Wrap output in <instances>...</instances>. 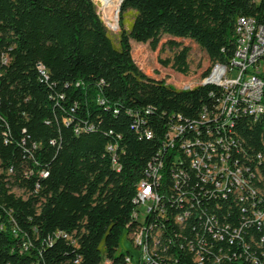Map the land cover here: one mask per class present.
I'll return each instance as SVG.
<instances>
[{
	"label": "trees",
	"instance_id": "obj_1",
	"mask_svg": "<svg viewBox=\"0 0 264 264\" xmlns=\"http://www.w3.org/2000/svg\"><path fill=\"white\" fill-rule=\"evenodd\" d=\"M241 14L264 22V0H123L115 41L94 0H0V264L131 263L120 240L136 219L148 162L164 158L160 186L171 183L169 126L215 108L223 90L210 83L177 88L150 76L131 39L157 48L166 33L192 38L213 64L205 78H213L216 62L221 80ZM166 42L181 47L164 62L187 72L191 46ZM231 134L247 153L236 157L259 169L245 175L262 190V208L264 118L238 117ZM223 156L213 163L222 166ZM175 233L187 236V226L176 225Z\"/></svg>",
	"mask_w": 264,
	"mask_h": 264
},
{
	"label": "built area",
	"instance_id": "obj_2",
	"mask_svg": "<svg viewBox=\"0 0 264 264\" xmlns=\"http://www.w3.org/2000/svg\"><path fill=\"white\" fill-rule=\"evenodd\" d=\"M236 28L240 52L230 59L225 80H217L215 62L213 78L200 83L222 87L215 108L204 106L199 116L171 124L165 134L164 144L176 150L170 156L171 183L160 186L164 158L150 160L145 168L137 218L126 226L138 249V255L126 252L131 264H264V207H257L256 198L262 190L245 175L255 176L259 169L236 157L235 152L247 153L240 139L227 136L238 117L264 118V22L241 14ZM145 133L152 136L150 129ZM217 139L226 141V151H219ZM214 153H223L224 170L214 166ZM178 220L187 226L182 239H175ZM158 230L173 235L175 252H168ZM181 247H188V254H181Z\"/></svg>",
	"mask_w": 264,
	"mask_h": 264
},
{
	"label": "rangeland",
	"instance_id": "obj_3",
	"mask_svg": "<svg viewBox=\"0 0 264 264\" xmlns=\"http://www.w3.org/2000/svg\"><path fill=\"white\" fill-rule=\"evenodd\" d=\"M98 11L108 26L110 33L115 41H118L121 31L119 23V6L121 0H94ZM128 28V26H127ZM170 38L179 40L182 45H190L191 50L188 55L189 70L182 72L175 68L172 63H165L164 60L172 58L180 47L172 46L166 41ZM133 55L139 66L150 76L155 78H165L166 81L177 88H187L199 85L204 79V71L213 64L206 50L194 39L189 37L172 36L163 34L157 48H153L150 42H140L131 39ZM1 171V168H0ZM13 190L17 194L27 196L23 188L15 186ZM120 249L123 251L131 250L138 255V249L133 245L126 228L120 240ZM105 259L102 264H107Z\"/></svg>",
	"mask_w": 264,
	"mask_h": 264
},
{
	"label": "bare ground",
	"instance_id": "obj_4",
	"mask_svg": "<svg viewBox=\"0 0 264 264\" xmlns=\"http://www.w3.org/2000/svg\"><path fill=\"white\" fill-rule=\"evenodd\" d=\"M122 1V0H121ZM121 3V2H120ZM238 20H239V18H238ZM237 29V39H239V37H240V29L239 28H236ZM239 52H240V43H239V41H237V49H236V52H235V55H239ZM229 70V69H228ZM225 74H227V72L225 73ZM225 74H224V76H223V78L221 79V80H225ZM219 141H218V145H220V143H221V139H218ZM219 154H223V153H214L213 154V157H216L217 155H219ZM221 156V155H220ZM222 157V156H221ZM224 157V156H223ZM220 163V162H219ZM217 163H214V166H216L217 167V170H224L225 169V159H222V166L220 165V166H218V165H216ZM142 185V184H141ZM142 187V186H141ZM141 187H140V189H141ZM139 197H140V190H139V193H138V197H137V199H136V204L138 205V203H139ZM137 214H138V212L137 213H135V218H137ZM176 225H181V226H184L185 225V220H178V221H176ZM166 230H158V239L159 240H165V242L167 243V244H169L168 246H170L167 250L169 251L170 249L171 250H175V241H174V238H173V235H170L169 237H167L166 236V232H165ZM168 233V232H167ZM176 235H175V239H177L176 238V236H183V234L182 233H180V234H178V233H175ZM167 237V238H166ZM164 238V239H163ZM181 239V238H180ZM181 249H188V247H181ZM130 261V260H129ZM131 264V263H130Z\"/></svg>",
	"mask_w": 264,
	"mask_h": 264
},
{
	"label": "water",
	"instance_id": "obj_5",
	"mask_svg": "<svg viewBox=\"0 0 264 264\" xmlns=\"http://www.w3.org/2000/svg\"><path fill=\"white\" fill-rule=\"evenodd\" d=\"M123 1V0H122ZM122 1H121V3H122ZM121 3H120V6H121ZM120 6H119V10H120Z\"/></svg>",
	"mask_w": 264,
	"mask_h": 264
}]
</instances>
